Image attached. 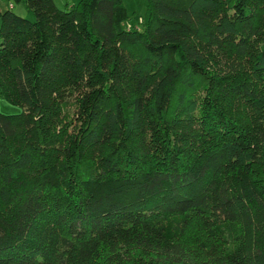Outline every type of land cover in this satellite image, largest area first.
<instances>
[{
  "label": "trees",
  "instance_id": "trees-1",
  "mask_svg": "<svg viewBox=\"0 0 264 264\" xmlns=\"http://www.w3.org/2000/svg\"><path fill=\"white\" fill-rule=\"evenodd\" d=\"M10 1L0 264H264V0Z\"/></svg>",
  "mask_w": 264,
  "mask_h": 264
},
{
  "label": "rangeland",
  "instance_id": "rangeland-1",
  "mask_svg": "<svg viewBox=\"0 0 264 264\" xmlns=\"http://www.w3.org/2000/svg\"><path fill=\"white\" fill-rule=\"evenodd\" d=\"M70 0H54V3L57 7L62 8L64 3ZM75 1V0H74ZM126 8L127 14L129 19L123 24L126 28H134L140 27L141 17L143 16L144 9H145V0H119ZM10 5L12 6L11 9L16 14L21 16L27 15V10L22 3H13L10 0H0V7L1 8H9ZM66 111H72V98H68ZM20 108L18 106H14L4 99L0 98V111L4 113H15L18 112Z\"/></svg>",
  "mask_w": 264,
  "mask_h": 264
}]
</instances>
